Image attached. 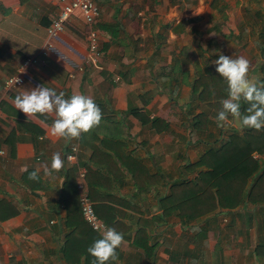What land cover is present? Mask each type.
Wrapping results in <instances>:
<instances>
[{"label": "crops", "instance_id": "obj_1", "mask_svg": "<svg viewBox=\"0 0 264 264\" xmlns=\"http://www.w3.org/2000/svg\"><path fill=\"white\" fill-rule=\"evenodd\" d=\"M67 1L0 0V264H93L86 250L102 235L81 219L77 184L97 218L123 234L118 260L108 264L263 261L264 203L220 208L214 189L180 185L205 170L196 166L201 154L244 131L236 122L217 127L218 113L204 111L190 88L197 75L216 72L212 61L225 54L220 41L245 38L225 12L241 0H96L97 68L86 63L77 11L39 55L47 26ZM33 57L26 80L5 91L4 80ZM41 85L65 98L91 97L103 113L100 125L71 141L52 136L54 114L27 117L13 103L23 89ZM57 152L64 168L46 176L42 166L50 167ZM259 164L258 172L264 158ZM36 169L39 180H30ZM209 177L205 188L215 181Z\"/></svg>", "mask_w": 264, "mask_h": 264}, {"label": "clouds", "instance_id": "obj_2", "mask_svg": "<svg viewBox=\"0 0 264 264\" xmlns=\"http://www.w3.org/2000/svg\"><path fill=\"white\" fill-rule=\"evenodd\" d=\"M216 72L227 83V97L220 101L222 107L215 117L217 127L225 128L230 123L238 121L243 127L260 131L264 129V83L253 82L249 78L250 61L241 56L232 58L218 54V59L212 61ZM19 81L15 78L14 83ZM241 101L249 107L247 114L241 113ZM14 106L27 117L53 115L55 119L50 128V134L57 139L71 141L79 139L98 127L103 119L102 110L95 101L83 94H73L65 98L64 92L59 94L44 85L23 89L14 101ZM231 118V119H230ZM46 176L59 172L64 168V159L59 152L51 157L50 167L42 166ZM27 171V168H25ZM40 169L29 173L30 180H39ZM124 237L113 227H107L102 236L87 248V253L93 257V264H108L117 261V249L123 244Z\"/></svg>", "mask_w": 264, "mask_h": 264}, {"label": "trees", "instance_id": "obj_3", "mask_svg": "<svg viewBox=\"0 0 264 264\" xmlns=\"http://www.w3.org/2000/svg\"><path fill=\"white\" fill-rule=\"evenodd\" d=\"M258 72L261 75L259 82L264 83V57ZM190 88L196 100L203 104H209L212 101L211 104L219 107L220 101L227 98V83L217 72L197 75ZM248 107L246 102L241 101L242 115L247 114ZM201 118H204V115H199L193 120H197L196 124H200ZM254 154L256 158H253ZM260 158H264V129L256 131L244 127L241 134L238 135L233 131L217 148H209L201 154L196 166L205 170L200 171L198 178L192 183L183 182L180 185L185 188V191L190 186H193L192 190L197 189V192L202 193L208 189H214L215 198L212 201L220 208L233 209L244 202L262 204L264 197L254 198L255 194L264 193V167L258 172ZM205 176L215 178V181L210 182L207 188H205L207 185L204 182ZM237 177H240L239 182L233 181V178ZM227 180L229 183L224 185V181ZM248 180H251L249 185ZM242 192L241 197L239 193ZM198 204L202 202L198 201ZM200 212L205 211H201L199 207ZM83 223L85 224L84 221ZM87 228L88 231L96 233L88 226Z\"/></svg>", "mask_w": 264, "mask_h": 264}, {"label": "built area", "instance_id": "obj_4", "mask_svg": "<svg viewBox=\"0 0 264 264\" xmlns=\"http://www.w3.org/2000/svg\"><path fill=\"white\" fill-rule=\"evenodd\" d=\"M74 11L79 12L85 28V40L87 50L86 63L93 68H97V62L100 56V51L98 47V36L95 30V24L97 23L98 19V9L96 6V0H70L67 2H63L55 18L49 23L46 28L47 39L45 42V49H43L39 55L46 56L47 49L49 47L48 39L54 38L63 31L64 24ZM36 59V57H33L22 60L16 69V74L4 80L3 89L5 91H9L17 86H20L26 80V71L31 66H33V64H35ZM15 78H17V80L19 81L18 83H14ZM75 153L76 149L74 147L70 148V153L67 154L66 160H72L74 158ZM0 155H2V152H0ZM83 176L84 171L80 170L77 174V177L82 179ZM76 188L79 191L78 207L83 221L92 231L102 235L103 231L107 227L95 215L92 208V203L83 191L82 185L77 184ZM257 264H264V260Z\"/></svg>", "mask_w": 264, "mask_h": 264}, {"label": "rangeland", "instance_id": "obj_5", "mask_svg": "<svg viewBox=\"0 0 264 264\" xmlns=\"http://www.w3.org/2000/svg\"><path fill=\"white\" fill-rule=\"evenodd\" d=\"M225 12L226 14L228 13V16L230 12V17H232L233 23L236 22L239 24V26L244 28L242 32H244L243 35H245V38H240V40L237 39L235 41L231 40V38L227 39V41L222 40L220 41V48H223V51L225 52L224 55L228 53L226 56H232L234 59L241 56L247 58L250 61L249 78L253 82H257L259 84L261 75L258 72V68L264 57V39L262 40V34L259 32L260 30L264 32V0H241L240 7L236 6L235 8H232V10L226 7ZM258 14L259 17L261 16V19H257ZM223 34H226L224 28ZM255 43L256 46L254 45ZM259 45L263 46V48H260V50L258 48ZM220 48L217 52L223 53ZM211 102L212 101H210L209 104H204L202 109L204 111L218 113V111L221 109V105H219V107H215L213 104H211ZM208 116V119L212 120L211 115ZM229 126L232 128V123H230ZM234 126L239 127L236 124ZM207 127L208 126H206V128ZM209 129L215 130L214 126L210 127ZM192 136L196 137V135ZM192 136H189V138L191 137L194 139Z\"/></svg>", "mask_w": 264, "mask_h": 264}, {"label": "water", "instance_id": "obj_6", "mask_svg": "<svg viewBox=\"0 0 264 264\" xmlns=\"http://www.w3.org/2000/svg\"><path fill=\"white\" fill-rule=\"evenodd\" d=\"M238 123V121L236 122V124Z\"/></svg>", "mask_w": 264, "mask_h": 264}]
</instances>
